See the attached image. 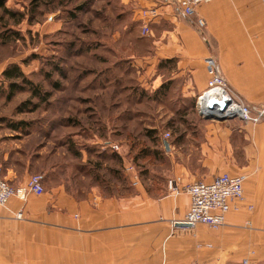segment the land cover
Here are the masks:
<instances>
[{
  "label": "rangeland",
  "instance_id": "374dc122",
  "mask_svg": "<svg viewBox=\"0 0 264 264\" xmlns=\"http://www.w3.org/2000/svg\"><path fill=\"white\" fill-rule=\"evenodd\" d=\"M1 1L2 176L17 187L41 174L47 192L61 182L64 168L86 170L80 150L95 139L101 150L96 175L107 194L114 178L118 190L127 184L128 192L174 193L169 181L179 176L170 177L174 157L165 141L183 143L187 161L194 145L196 160L207 123L229 119L202 115L205 92L195 96L173 80L175 59L164 55L172 47L166 17H179L176 0ZM151 9L158 14L148 18ZM12 64L40 86V96L28 86L10 94L2 71ZM159 75L162 87L155 85Z\"/></svg>",
  "mask_w": 264,
  "mask_h": 264
},
{
  "label": "crops",
  "instance_id": "0c3cea01",
  "mask_svg": "<svg viewBox=\"0 0 264 264\" xmlns=\"http://www.w3.org/2000/svg\"><path fill=\"white\" fill-rule=\"evenodd\" d=\"M176 9L179 17H166L172 47L164 57H174L173 80H181V90L195 96L208 90L215 70L207 59L213 58L234 98L263 104L264 0H210L191 16ZM156 81L159 87L161 75ZM204 136L196 160L194 145L187 161L183 143L167 142L174 157L170 177H181L184 185L224 172L245 175L241 210H231L223 225H174L190 206L185 192H128L127 184L118 190L114 178L107 194L96 175L101 150L95 136L80 150L85 171L64 168L61 182L47 192L13 195L0 207V264H243L246 258L264 264V118L212 120Z\"/></svg>",
  "mask_w": 264,
  "mask_h": 264
},
{
  "label": "built area",
  "instance_id": "2783aa9c",
  "mask_svg": "<svg viewBox=\"0 0 264 264\" xmlns=\"http://www.w3.org/2000/svg\"><path fill=\"white\" fill-rule=\"evenodd\" d=\"M206 1L210 0H176L179 11L186 16L193 15L196 6ZM157 14V9H151L146 15H151V17L148 18H153ZM197 23L199 26L204 25L202 19H198ZM143 30L145 33L149 31L146 21L143 24ZM207 62L209 67L215 70L213 78L210 81V87L215 86L218 88L216 95L220 97L219 101L223 102V113H228V110L234 107L236 112L229 114H234L241 119L255 123L263 119L264 103L251 105L236 100L228 91L227 83L221 77L213 58H208ZM203 97L206 96H200L199 105L206 108L209 104L204 106V103L201 102V98L204 99ZM113 147L118 151L119 147L117 144H114ZM244 180L245 175L232 174L229 172L221 173L211 180L199 179L184 185H182L181 178L179 177L170 180L169 188L174 191L175 194L185 192L190 196V206L188 210L183 218L174 220L173 224L179 225L180 223H184L188 226H194L202 223L214 228L223 225L226 222L227 214L233 209H238V203L244 199ZM44 191L45 188L41 174L31 175L25 184L14 187L0 172V207L5 206L13 195L19 196L21 199H26L31 193L42 194ZM22 216L23 211H18L16 217L22 218ZM243 264H251V262L246 258L243 260Z\"/></svg>",
  "mask_w": 264,
  "mask_h": 264
},
{
  "label": "trees",
  "instance_id": "16d2710c",
  "mask_svg": "<svg viewBox=\"0 0 264 264\" xmlns=\"http://www.w3.org/2000/svg\"><path fill=\"white\" fill-rule=\"evenodd\" d=\"M3 2L0 0V5L2 6ZM3 81L9 82L10 94L14 93L17 89H23L28 86L31 90L33 95L40 96L41 95V88L38 84H35L32 80L27 78L22 71L21 67L17 64H12L11 66L5 68L2 71ZM20 80L21 82L17 81ZM165 82L161 84L160 87L164 85ZM14 128H18V126H14Z\"/></svg>",
  "mask_w": 264,
  "mask_h": 264
},
{
  "label": "water",
  "instance_id": "95a60500",
  "mask_svg": "<svg viewBox=\"0 0 264 264\" xmlns=\"http://www.w3.org/2000/svg\"><path fill=\"white\" fill-rule=\"evenodd\" d=\"M211 101L212 102L209 103L208 107L201 110L202 115H205L208 118H215V119H220V120L235 117L234 114L233 115H224V113H223V102L222 101H219L216 98H213ZM218 105L220 106L219 109L217 108ZM165 142L167 144V141H165ZM179 225L188 226L184 223H180Z\"/></svg>",
  "mask_w": 264,
  "mask_h": 264
},
{
  "label": "bare ground",
  "instance_id": "6f19581e",
  "mask_svg": "<svg viewBox=\"0 0 264 264\" xmlns=\"http://www.w3.org/2000/svg\"><path fill=\"white\" fill-rule=\"evenodd\" d=\"M217 89H218L217 87L213 86V87H210L208 90L205 91L204 96H206V97H203L204 99L201 98V102L204 103V106L206 104H209L210 102H212L211 100L213 98H217L218 100L220 99V97L218 95H216L217 92H218ZM206 107H208V105ZM201 108L204 109L203 107H201ZM217 108L219 109V106H217ZM234 112H236V109L234 107H231L228 110V113L224 112V115H232V114H229V113H234Z\"/></svg>",
  "mask_w": 264,
  "mask_h": 264
}]
</instances>
